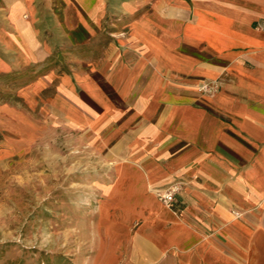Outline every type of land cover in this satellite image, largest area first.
Returning <instances> with one entry per match:
<instances>
[{"label": "crops", "instance_id": "1", "mask_svg": "<svg viewBox=\"0 0 264 264\" xmlns=\"http://www.w3.org/2000/svg\"><path fill=\"white\" fill-rule=\"evenodd\" d=\"M35 1L0 0V74L44 66L100 155L87 264H264V0Z\"/></svg>", "mask_w": 264, "mask_h": 264}, {"label": "rangeland", "instance_id": "2", "mask_svg": "<svg viewBox=\"0 0 264 264\" xmlns=\"http://www.w3.org/2000/svg\"><path fill=\"white\" fill-rule=\"evenodd\" d=\"M43 1L32 19L52 29ZM43 68L0 74V264H87L103 218L100 155L45 112L54 87L31 86Z\"/></svg>", "mask_w": 264, "mask_h": 264}, {"label": "built area", "instance_id": "3", "mask_svg": "<svg viewBox=\"0 0 264 264\" xmlns=\"http://www.w3.org/2000/svg\"><path fill=\"white\" fill-rule=\"evenodd\" d=\"M175 193H176V188L168 187L164 191L158 193V198L164 204L171 205V203L174 200Z\"/></svg>", "mask_w": 264, "mask_h": 264}]
</instances>
